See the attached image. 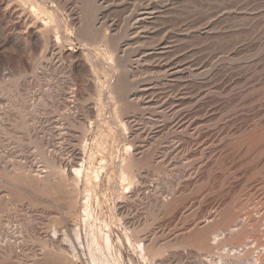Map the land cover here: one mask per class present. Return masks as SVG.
<instances>
[{
  "label": "rangeland",
  "instance_id": "1",
  "mask_svg": "<svg viewBox=\"0 0 264 264\" xmlns=\"http://www.w3.org/2000/svg\"><path fill=\"white\" fill-rule=\"evenodd\" d=\"M220 260L264 264V0H0V264Z\"/></svg>",
  "mask_w": 264,
  "mask_h": 264
},
{
  "label": "bare ground",
  "instance_id": "2",
  "mask_svg": "<svg viewBox=\"0 0 264 264\" xmlns=\"http://www.w3.org/2000/svg\"><path fill=\"white\" fill-rule=\"evenodd\" d=\"M91 166V165H90ZM121 166V165H120ZM91 169V168H90ZM76 172H77V175H78V178L81 176V174L79 173L80 172V169L79 168H77L76 170H75ZM83 171V170H82ZM89 171V170H88ZM95 171V170H94ZM87 172V171H86ZM95 177V173L94 174H92V172H87L86 174H85V178L84 179H86L88 182H90L91 181V179H92V177ZM96 178H97V174H96ZM232 253V252H231ZM214 261V260H213ZM221 261V263L220 264H224V262H222V260H220ZM219 263H217V262H214V264H219Z\"/></svg>",
  "mask_w": 264,
  "mask_h": 264
}]
</instances>
